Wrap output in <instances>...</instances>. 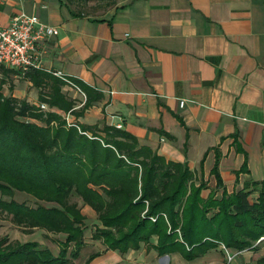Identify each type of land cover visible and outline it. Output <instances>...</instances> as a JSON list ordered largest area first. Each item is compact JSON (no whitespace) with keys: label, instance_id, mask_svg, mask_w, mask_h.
Listing matches in <instances>:
<instances>
[{"label":"crops","instance_id":"1","mask_svg":"<svg viewBox=\"0 0 264 264\" xmlns=\"http://www.w3.org/2000/svg\"><path fill=\"white\" fill-rule=\"evenodd\" d=\"M114 1L100 16L78 17L65 0H0V27L26 14L59 30L39 46L41 69L102 97L79 123L121 126L167 161L213 180L221 195L262 182L264 0ZM18 79L13 97L39 106V97L18 94ZM148 248L193 263L221 247L192 261ZM142 250L105 248L90 264H135Z\"/></svg>","mask_w":264,"mask_h":264},{"label":"trees","instance_id":"2","mask_svg":"<svg viewBox=\"0 0 264 264\" xmlns=\"http://www.w3.org/2000/svg\"><path fill=\"white\" fill-rule=\"evenodd\" d=\"M95 1H105L106 10L115 5L114 0H65L78 17L92 15L85 9ZM16 76L39 90V104L48 111L13 97ZM70 81L86 95L79 111L64 93L67 82L53 73L22 74L0 65V215L27 234L44 230L65 236L57 255L39 242L0 239V264H76L86 245V217L72 197L96 213L102 227L92 239L106 251L125 254L147 246L160 256L180 253L192 261L222 246L237 253L259 249L264 180L232 194L224 191L220 198L212 190L205 198L208 183L187 163L167 161L116 126L79 123L102 97L83 82ZM67 115L76 121L69 123ZM213 173L220 189L218 167ZM16 192L58 208L19 204L12 200ZM256 264H264V256Z\"/></svg>","mask_w":264,"mask_h":264},{"label":"rangeland","instance_id":"3","mask_svg":"<svg viewBox=\"0 0 264 264\" xmlns=\"http://www.w3.org/2000/svg\"><path fill=\"white\" fill-rule=\"evenodd\" d=\"M97 7V8H95ZM106 10V2L105 1H95L89 3V5L85 9V13L94 14V15H102ZM20 80L19 85L16 88L19 90L18 94L24 99H31L34 100L35 98L38 99L39 97V90L33 89V87L24 86L23 80ZM64 93L72 100L76 102V110L79 111L85 105L84 103V96L76 91L72 90L70 87H64ZM67 120L69 123H74L76 120L74 116L67 115ZM214 181L212 180V184L208 185V190L204 191L203 196L206 198L209 193L213 190L215 191L216 188L214 187ZM240 189V188H239ZM250 190H253L252 188ZM251 201L254 202L257 197L258 193L253 191L252 192ZM218 197L221 196V191H217ZM5 200L9 201V198H5ZM15 202L19 204H25L30 208H37L38 206H42L45 209H54L58 208V205L53 203H46V202H38L33 197L16 192L14 197L12 198ZM71 202L77 203L78 208L81 209V213L86 217L85 221V243L87 249L83 251V257L81 260H76V264H83L87 256L96 253L98 251H103L105 248L100 242H96L92 239V236L97 227H102L96 213L89 207L84 206L82 201L77 197H72ZM7 238L9 241H18L22 244L28 242H39L44 248L49 249L55 255L59 253L61 248V243L65 241V236L63 235H53L45 232L44 230H35L30 234H27L23 231V229L19 228L15 224H13L10 218L0 215V239ZM261 240H264L262 238ZM71 250V249H70ZM224 252L225 258L222 256ZM264 256V242L259 246L258 250H247L241 253H237L234 251H225L223 247L220 248L219 251H212L204 258L195 261L193 263H186L181 259L180 256H166V257H159L158 254L150 250L148 247L144 246L143 250L136 255L133 262L135 264H256L260 258Z\"/></svg>","mask_w":264,"mask_h":264},{"label":"built area","instance_id":"4","mask_svg":"<svg viewBox=\"0 0 264 264\" xmlns=\"http://www.w3.org/2000/svg\"><path fill=\"white\" fill-rule=\"evenodd\" d=\"M59 30L41 24L35 17L26 14L15 16L8 27H0V65L22 74L32 69H41L42 57L39 46L45 40L59 35ZM55 76L67 82V87L86 95L62 73H53ZM180 105L183 107L185 102ZM43 111H48L46 104H40ZM121 129V126H117Z\"/></svg>","mask_w":264,"mask_h":264}]
</instances>
